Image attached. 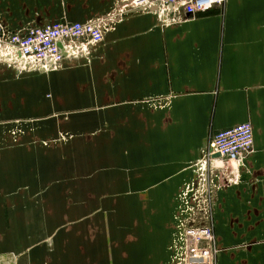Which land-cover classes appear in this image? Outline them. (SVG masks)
<instances>
[{
  "label": "crops",
  "instance_id": "1",
  "mask_svg": "<svg viewBox=\"0 0 264 264\" xmlns=\"http://www.w3.org/2000/svg\"><path fill=\"white\" fill-rule=\"evenodd\" d=\"M116 1L0 0V19L86 22ZM243 122L253 151L219 162L217 264H264V0L168 26L129 12L49 74L0 63V264H176L181 195L213 134Z\"/></svg>",
  "mask_w": 264,
  "mask_h": 264
},
{
  "label": "built area",
  "instance_id": "2",
  "mask_svg": "<svg viewBox=\"0 0 264 264\" xmlns=\"http://www.w3.org/2000/svg\"><path fill=\"white\" fill-rule=\"evenodd\" d=\"M226 0H117L113 8L95 19L55 21L29 25L17 31L0 19V63L20 72L50 73L65 61L87 57L91 48L100 44L107 28L123 20L129 12L155 11L161 25L177 24L188 15L223 5ZM184 14V17L180 15ZM186 17V18H185ZM252 123L243 122L213 134L200 163L199 181L187 184L181 195L180 254L176 264H217L221 248L215 234V195L219 187V162L230 161L239 168L254 149ZM219 153L220 158L213 157ZM231 174L224 177L230 182ZM225 182V181H224Z\"/></svg>",
  "mask_w": 264,
  "mask_h": 264
},
{
  "label": "rangeland",
  "instance_id": "3",
  "mask_svg": "<svg viewBox=\"0 0 264 264\" xmlns=\"http://www.w3.org/2000/svg\"><path fill=\"white\" fill-rule=\"evenodd\" d=\"M51 73V72H50ZM49 74V73H48ZM60 115H59V112H58V110H55V109H53L52 111H51V117L48 119V121L49 120H55L56 121V125H58L59 123H58V121L60 122ZM26 120L27 119H22V120H12L11 122H10V125H12V126H18L19 127V124L21 123L20 121H22V122H26ZM64 120H66L65 118H64ZM17 127V128H18ZM16 128V129H17ZM14 131V130H13ZM16 136V135H18L17 133H12V134H10V136L13 138L14 136ZM61 135H62V133L60 132V133H58L57 134V136L56 137H53V139H50V141L48 140V141H43L42 142V144H44V145H49L51 142H55V141H58L59 140V138L61 137ZM61 139V138H60Z\"/></svg>",
  "mask_w": 264,
  "mask_h": 264
},
{
  "label": "water",
  "instance_id": "4",
  "mask_svg": "<svg viewBox=\"0 0 264 264\" xmlns=\"http://www.w3.org/2000/svg\"><path fill=\"white\" fill-rule=\"evenodd\" d=\"M213 157H217V158H220L221 155L219 153L215 154Z\"/></svg>",
  "mask_w": 264,
  "mask_h": 264
}]
</instances>
